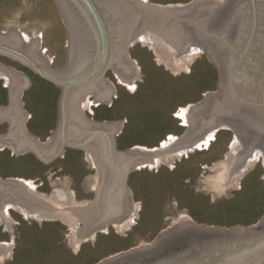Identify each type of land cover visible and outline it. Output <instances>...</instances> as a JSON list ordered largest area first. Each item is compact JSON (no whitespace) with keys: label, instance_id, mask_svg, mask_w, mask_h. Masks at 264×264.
Wrapping results in <instances>:
<instances>
[{"label":"water","instance_id":"obj_1","mask_svg":"<svg viewBox=\"0 0 264 264\" xmlns=\"http://www.w3.org/2000/svg\"><path fill=\"white\" fill-rule=\"evenodd\" d=\"M56 1L69 35L65 67L51 64L55 55L44 56L48 48L39 52L42 32L31 38L12 25L6 31L0 29V53L19 60L61 88L57 128L51 130L53 134L46 142L28 131L25 121L31 114L23 108L22 94L32 81L27 74V79L15 76L10 79V86L15 85L9 105L0 104V117L11 121L9 134L0 138V149L9 141L17 155L29 148L42 161L51 162L64 157L68 148H84L96 174L86 176L82 187L95 190L96 196L77 201L72 188L56 187L48 195L33 191L32 180L0 177V225L5 224L3 231L11 235V242H0L2 263L5 258L13 260L12 248L19 231L8 208L25 212L19 202L33 206L37 216L59 210V220L68 223L70 229L67 246L77 252L82 242L96 238L97 231L108 233L109 224L120 234L133 224L141 204L134 201L128 185L131 171L147 165L152 169L160 163L174 168L175 158L208 147L219 128L235 132L230 151L225 159L205 165L195 181L198 188L211 194L212 202L225 192L241 188L240 179L260 155L264 164V0L169 4L149 0ZM136 41L149 46L158 64L174 74L189 72L190 65L205 51L219 69L218 89L203 93L202 100L174 113L183 119L180 124L189 126L181 137L169 134L160 147L120 149L117 136L127 119L99 121L84 110L93 114L91 104L105 102L110 106L112 95L117 97L114 84L105 78L109 68L118 83L134 92L135 80H142L141 68L129 54ZM192 42L199 43L200 48H194ZM79 216L87 220V226L75 227ZM166 219H173V224L151 243L96 264H264V217L251 226L197 223L187 214Z\"/></svg>","mask_w":264,"mask_h":264},{"label":"rangeland","instance_id":"obj_2","mask_svg":"<svg viewBox=\"0 0 264 264\" xmlns=\"http://www.w3.org/2000/svg\"><path fill=\"white\" fill-rule=\"evenodd\" d=\"M178 1V2H177ZM188 3L189 0H164L163 4ZM12 25L33 38L42 32L39 52L48 48L44 56L53 57L52 65L63 68L67 64L69 35L56 0H0V29L8 30ZM131 59L141 68L142 80L134 92L118 83L112 68L106 72L116 88L112 104L105 102L91 104L93 114L85 109L89 117L99 121H120L125 118L122 131L117 136L120 149L134 146L160 147L169 134L181 137L188 125L180 124L183 119L174 113L180 107L197 103L208 91L218 89L219 69L210 61L205 51L190 65V71L174 74L164 64H158L154 51L141 41L129 47ZM0 60L27 74L32 81L22 98L23 108L31 114L28 119L30 131L46 142L57 128L61 88L23 66L21 63L1 56ZM6 97V95L4 96ZM0 95V99H1ZM93 116V117H94ZM132 129L125 133L126 125ZM235 132L219 128L215 139L203 149L195 148L175 158V167L165 163L159 167L141 166L130 172L128 185L135 202L141 207L133 224L120 234L109 224V232L97 231L94 240L82 242L79 251L69 250L70 229L61 220L56 222L33 219L34 224L22 213L9 207V213L16 221L19 238L12 248L13 260L5 258L0 264H96L99 261L151 243L165 228L173 224L169 216L187 214L197 223L208 225L251 226L264 217V164L260 155L255 166L240 179L239 189L221 194L212 202L207 190L195 185L204 172V166H212L223 160L230 151ZM8 147L0 149V177L32 180L36 190L50 195L56 187L72 188L79 197L77 201L95 199L96 191L87 193L82 183L89 174H96V168L86 159V150L68 148L64 157L43 163L34 153L12 154ZM79 191V193H78ZM87 194V195H86ZM32 219V218H30ZM0 225V242H11L8 230Z\"/></svg>","mask_w":264,"mask_h":264},{"label":"flooded vegetation","instance_id":"obj_3","mask_svg":"<svg viewBox=\"0 0 264 264\" xmlns=\"http://www.w3.org/2000/svg\"><path fill=\"white\" fill-rule=\"evenodd\" d=\"M150 2H152V3H154V4H163V3H161V2H163L164 0H149ZM190 1H192V0H189V2ZM178 2V1H177ZM171 3V2H170ZM168 4H169V2H168ZM193 43V47L194 48H200V44L199 43H197V42H192ZM200 50V49H199ZM1 56H5V57H7V58H10L11 60H15V61H17V62H19V63H21L23 66H25V67H27L26 65H24L22 62H20L19 60H17V59H15V58H13V57H11V56H9V55H6V54H3V53H0V57ZM54 66V65H53ZM55 67H58V66H55ZM27 68H29V67H27ZM60 68V67H59ZM30 69V68H29ZM25 77L26 78V74L24 73V72H22V71H20V70H17V69H15V68H13L11 65H9V64H6V63H4L3 61H1L0 60V95H1V99H0V104H2V105H4V106H7V105H9V103H10V94H11V89H12V86L13 85H15L14 83H13V85H11L10 86V79L12 80V78H14V77ZM28 77V79H30L29 78V76H27ZM27 79V78H26ZM31 81V80H30ZM50 82V81H49ZM25 83H27V80H26V82ZM51 83H53V82H51ZM53 84H55V83H53ZM31 84H29L28 86H30ZM55 85H57V84H55ZM27 86V87H28ZM27 87L24 89V91H23V94H22V98L24 97V93H25V90L27 89ZM6 95V97H4ZM94 116V115H93ZM92 116V117H93ZM29 117H30V115H28V117H27V119H26V121H25V124H26V127H27V129H28V131H30V129H29V126H28V119H29ZM94 118L96 119V117L94 116ZM10 127H11V121H10V118L9 117H6V116H3V117H0V138H4V137H6L8 134H9V132H10ZM31 132V131H30ZM32 133V132H31ZM38 137V136H37ZM39 138V137H38ZM40 139V138H39ZM5 144L2 146V147H8V148H10L11 150H12V152L15 154V153H18V151L14 148V146L11 144V142H9V141H5L4 142ZM80 149H83V150H85L84 148H80ZM19 152H32V153H34L31 149H29V148H26V149H24V150H22V151H19ZM35 154V153H34ZM36 155V154H35ZM37 156V155H36ZM38 157V156H37ZM63 157V156H62ZM39 158V157H38ZM40 159V158H39ZM41 160V159H40ZM56 160V159H55ZM42 161V160H41ZM54 161V160H53ZM53 161H51V162H53ZM43 163H47V164H49V163H51V162H44V161H42ZM18 178V177H17ZM81 190H84V189H81ZM33 191H35V192H39V191H37L36 189H33ZM85 192L87 191V193L89 192V190L88 189H85L84 190ZM78 193H79V191H78ZM80 194V193H79ZM79 194H77V192H76V194H75V196L76 197H79L78 195ZM87 195V194H86ZM10 197V196H9ZM83 199H87V197H84ZM5 201H7V199L5 200ZM87 202V200H85L84 201V203H86ZM19 205L21 206V207H23L24 209V211L25 212H23L22 213V215H23V217L25 218V219H27V220H30V223L31 224H34V221H33V219H35V218H38V219H41L42 221H47V222H56V220H58L59 218H60V216H59V210L58 211H50V212H48V211H46L45 212V216H37V215H35L36 214V211H34L33 212V206H30L29 204H27L25 201H22V202H19ZM9 207H11V206H9ZM68 211H72L71 209H69ZM77 211V210H76ZM20 212H21V210H20ZM33 214H32V213ZM35 213V214H34ZM74 213H76V212H74ZM69 216H65V218L70 222V219L68 218ZM75 217V216H74ZM30 218H32V219H30ZM76 219V218H75ZM70 223H74V222H70ZM68 224V223H67ZM80 224H84L85 226H87V220L84 218V217H82V216H79L78 218H77V220H76V224H75V227H77V225H80ZM70 226V225H69Z\"/></svg>","mask_w":264,"mask_h":264},{"label":"trees","instance_id":"obj_4","mask_svg":"<svg viewBox=\"0 0 264 264\" xmlns=\"http://www.w3.org/2000/svg\"><path fill=\"white\" fill-rule=\"evenodd\" d=\"M131 129H132V123L127 124L125 128V133H127Z\"/></svg>","mask_w":264,"mask_h":264},{"label":"bare ground","instance_id":"obj_5","mask_svg":"<svg viewBox=\"0 0 264 264\" xmlns=\"http://www.w3.org/2000/svg\"><path fill=\"white\" fill-rule=\"evenodd\" d=\"M36 187V186H35Z\"/></svg>","mask_w":264,"mask_h":264}]
</instances>
